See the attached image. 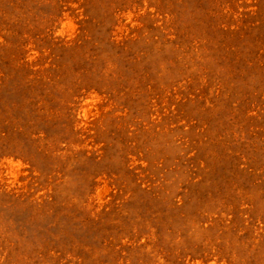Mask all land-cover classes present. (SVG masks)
<instances>
[{"label":"rangeland","instance_id":"1","mask_svg":"<svg viewBox=\"0 0 264 264\" xmlns=\"http://www.w3.org/2000/svg\"><path fill=\"white\" fill-rule=\"evenodd\" d=\"M0 264H264V0H0Z\"/></svg>","mask_w":264,"mask_h":264}]
</instances>
